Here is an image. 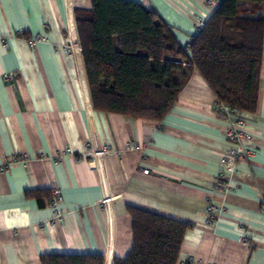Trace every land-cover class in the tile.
Instances as JSON below:
<instances>
[{
    "label": "crops",
    "instance_id": "1",
    "mask_svg": "<svg viewBox=\"0 0 264 264\" xmlns=\"http://www.w3.org/2000/svg\"><path fill=\"white\" fill-rule=\"evenodd\" d=\"M134 1L155 10L188 53L198 19L218 7ZM91 9V0H0V264H43L49 254H101L113 264L132 248L137 209L189 225L177 264H264V48L257 106L243 112L254 154L238 161L223 194L215 185L227 122L199 70L161 119L94 109L76 22ZM255 16L264 19V3ZM36 33L48 39L31 48ZM102 145L111 149L102 160L82 157ZM53 188L64 211L55 225ZM210 202L223 210L209 214Z\"/></svg>",
    "mask_w": 264,
    "mask_h": 264
},
{
    "label": "trees",
    "instance_id": "2",
    "mask_svg": "<svg viewBox=\"0 0 264 264\" xmlns=\"http://www.w3.org/2000/svg\"><path fill=\"white\" fill-rule=\"evenodd\" d=\"M91 1L92 9L77 12L76 22L95 110L161 119L194 69L218 100L243 112L256 109L264 19L255 13L264 0H221L192 37L190 53L155 10L134 0ZM132 215V248L113 264H177L189 225L140 209ZM104 262L101 254L43 257V264Z\"/></svg>",
    "mask_w": 264,
    "mask_h": 264
},
{
    "label": "built area",
    "instance_id": "3",
    "mask_svg": "<svg viewBox=\"0 0 264 264\" xmlns=\"http://www.w3.org/2000/svg\"><path fill=\"white\" fill-rule=\"evenodd\" d=\"M221 0H208V4L211 6L219 5ZM208 19L199 18L196 23V30L201 31L207 24ZM23 34L20 32V35ZM48 37L44 33H36L27 38L28 45L33 48L36 47L39 43L47 41ZM70 48H74V45L70 44ZM66 51H69L66 48ZM6 78L12 79V75H6ZM215 110L217 114L226 120L227 127L225 130V135L230 143L227 152L221 158V170L218 174L215 189L223 194H227L230 190L229 177H231L237 170V163L241 159H247L254 154L252 149V144L254 142L255 136L246 131L245 127L247 126V120L244 117L243 111L239 108L230 107L224 102L216 99L215 101ZM128 148L142 150L143 146L130 142L127 144ZM111 151L108 145H102L98 148H89L83 154L84 158H91L93 160H102L105 158ZM14 160H24L23 156L14 155ZM7 166V163L1 164L0 169L4 170ZM145 173L149 172V169L144 168ZM63 200V194L61 189L53 188L52 194L50 197V206L53 208V216L49 220L51 225H55L57 222L64 219V211L60 207V204ZM223 210L222 205H216L213 202H210L207 207L209 214H214L215 212H220ZM209 222H212L210 218ZM243 241L247 242V237L244 236ZM185 264H203L202 261L195 259L194 257H189Z\"/></svg>",
    "mask_w": 264,
    "mask_h": 264
}]
</instances>
